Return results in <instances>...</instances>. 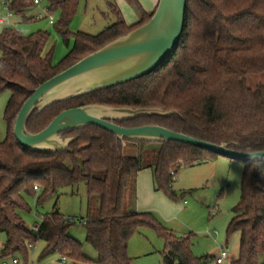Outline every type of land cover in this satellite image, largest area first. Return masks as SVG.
I'll list each match as a JSON object with an SVG mask.
<instances>
[{"label": "trees", "instance_id": "obj_1", "mask_svg": "<svg viewBox=\"0 0 264 264\" xmlns=\"http://www.w3.org/2000/svg\"><path fill=\"white\" fill-rule=\"evenodd\" d=\"M46 1L47 12H59L52 23L55 32L65 45L72 40L57 63L51 60V50L44 51L47 32L23 35L16 27L0 31V92H9L2 116L5 135L0 137V232L5 236L0 256L17 255L25 260L31 246L41 241V256L57 254L59 260L64 256L74 264H132L128 240L140 228H150L164 240V264H199L200 258L190 252L188 237L174 235L150 211H124L122 200L130 177L146 166L152 169L154 189L176 199L171 183L178 168L221 154L167 141L158 143L151 161L142 155L148 142L123 140L138 146L137 155H127L121 140L96 125L63 131V137H73L63 151H33L16 140V114L38 84L140 26L154 11H145L138 0H125L138 16L128 24L117 5L106 1L114 21L89 34L69 30L79 0ZM31 5L32 0H11L8 9L30 20L33 17H26L25 12ZM259 73H264V0H186L178 42L153 70L115 86L53 102L40 111L35 109L25 124L34 133L60 111L85 104L159 107L175 112L114 122L125 127L159 125L214 144L227 143L230 149L241 152L264 150V84H248V77ZM242 161L239 198L226 227L227 233L239 232L238 253L230 264H264V160ZM78 183L98 201L94 217L78 218L85 241L95 250L94 260L83 254L81 243L68 233L74 219L64 217L55 205L34 226L35 231L20 215L21 210L29 209L26 197L36 191V205H41L58 187Z\"/></svg>", "mask_w": 264, "mask_h": 264}, {"label": "rangeland", "instance_id": "obj_2", "mask_svg": "<svg viewBox=\"0 0 264 264\" xmlns=\"http://www.w3.org/2000/svg\"><path fill=\"white\" fill-rule=\"evenodd\" d=\"M106 1L114 2L117 5L126 23L131 24L136 21L137 13L125 0H79L69 30L96 34L113 22L114 16ZM138 1L143 9H152V0ZM47 6L46 0H40L38 5H31L25 12L26 17L32 18L29 15L34 16L30 20H24L20 15L12 14L10 23L0 24V31L6 27H16L23 35L38 30L47 32L49 36L44 51L51 50V60L53 63H57L69 50L72 40H69L68 45H65L55 32L49 19H52L54 23L58 19L59 12L57 10L45 12ZM6 12V10L0 9V16L6 15ZM256 83L264 84V73L248 77L249 86L253 87ZM8 96L7 90L0 92L1 138L5 135L6 126L2 116ZM126 142L128 145H132L131 142ZM122 145L124 146V143ZM158 148L157 142H148L143 145L142 155L144 159L153 161ZM242 169V159L230 158L225 155H218L207 161L188 166H180L171 183V187L177 195L176 199H170L163 193L164 198H168L166 202H169L171 210L175 213L170 216L169 220H161L158 214L149 210L174 235L188 237L190 252L192 256L200 258L199 264H217L215 257L219 254V247L221 246L227 247L228 252V257L222 264H230L231 258L237 256L239 232L227 233L226 227L232 216V208L239 198ZM130 181L131 178L124 190L122 200L124 211L130 210L133 204L132 183L130 184ZM37 193L36 191L33 195L26 197L29 209L20 211L25 225L31 229L55 205V208L64 217L74 219V224L69 228L68 233L81 243L83 254L94 260L96 258L95 250L85 241V230L78 218L96 215L97 197L88 196L83 183L58 187L55 193L48 196L41 205H36ZM157 205L165 208L164 203ZM4 239V234L0 232V247ZM42 245L41 241L36 242L34 248L29 249V254L25 260L21 256L15 255L14 257L18 260L17 264H74L70 259L61 262L57 254L41 256ZM163 247V238L154 230L140 228L129 238L127 253L132 258V264H164L161 256ZM11 259L12 256H0V263L3 260L10 262ZM88 264L95 263L92 261Z\"/></svg>", "mask_w": 264, "mask_h": 264}, {"label": "water", "instance_id": "obj_3", "mask_svg": "<svg viewBox=\"0 0 264 264\" xmlns=\"http://www.w3.org/2000/svg\"><path fill=\"white\" fill-rule=\"evenodd\" d=\"M185 1L157 0L146 22L38 84L16 114L13 131L18 143L33 151H63L73 139L72 136L63 137V131L96 125L112 133L122 144L123 140L157 143L176 141L243 160H264V150L241 152L230 149L227 143L214 144L159 125L125 127L114 122L141 115L175 112L159 107L85 104L60 111L37 132L32 133L26 128V120L35 109L40 111L53 102L115 86L153 70L178 42L184 24Z\"/></svg>", "mask_w": 264, "mask_h": 264}, {"label": "crops", "instance_id": "obj_4", "mask_svg": "<svg viewBox=\"0 0 264 264\" xmlns=\"http://www.w3.org/2000/svg\"><path fill=\"white\" fill-rule=\"evenodd\" d=\"M157 0H152V9L146 10L147 12H150L154 9L156 5ZM0 9L5 10L4 8L0 7ZM7 14V13H6ZM12 14L8 17L6 15L0 16V24H8L10 23V18ZM30 16V15H29ZM3 19V20H2ZM138 19V17H137ZM136 19V20H137ZM134 143L132 145H128V142H124V146L122 145V151L124 154L127 155H137L138 149L137 145L134 146ZM207 161V160H206ZM203 162V161H202ZM130 184L132 186L133 191V204L131 209L135 211H153L156 214H158L161 218V220H169L170 216L174 214L175 212L171 210V206L169 202H166V199L164 198L163 192L159 190L154 189V182H153V176H152V169L150 166H146L137 172H135L131 177ZM168 201V200H167ZM153 203V204H151ZM165 204V208H161L160 205L157 204ZM2 244V243H1ZM234 258V257H233ZM232 259V258H231Z\"/></svg>", "mask_w": 264, "mask_h": 264}, {"label": "built area", "instance_id": "obj_5", "mask_svg": "<svg viewBox=\"0 0 264 264\" xmlns=\"http://www.w3.org/2000/svg\"><path fill=\"white\" fill-rule=\"evenodd\" d=\"M11 0H0V7L4 8L7 12L6 17L10 16L12 14L11 11H9L8 6L10 4ZM40 3V0H32V4L33 5H38ZM47 11V9H45V12ZM32 17H34L33 15H30ZM37 17V16H35ZM39 17V15H38ZM3 20V19H2ZM50 23H53L52 19H49ZM69 220H73L72 218H68ZM32 230L35 231V227H32ZM214 233H216V231L214 230ZM31 247L34 248V245H32ZM228 257V252H227V247H219V254L215 257V262L217 264H222L224 262V260ZM66 260V258L64 256H62L60 258L61 262H64ZM18 260L16 257H12L11 261H2L0 264H17Z\"/></svg>", "mask_w": 264, "mask_h": 264}]
</instances>
